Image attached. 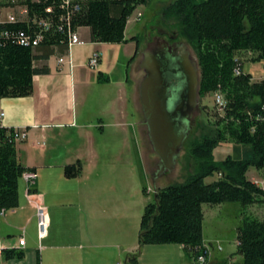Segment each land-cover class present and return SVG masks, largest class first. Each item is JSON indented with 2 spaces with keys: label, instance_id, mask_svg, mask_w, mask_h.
<instances>
[{
  "label": "trees",
  "instance_id": "obj_1",
  "mask_svg": "<svg viewBox=\"0 0 264 264\" xmlns=\"http://www.w3.org/2000/svg\"><path fill=\"white\" fill-rule=\"evenodd\" d=\"M149 0H74L77 11L63 6L62 0H22L30 15L50 17L55 25L44 32L35 46L20 44L18 34L27 33L24 23H6L0 30V98L26 97L33 90V76L45 74V65L37 67L36 60H46L55 47L67 48L66 35L55 28L62 14L71 26L87 27L89 39L96 43L126 42L124 31L128 17ZM164 19L176 20L177 34L196 56L199 66L198 96L219 92L225 99L223 109L209 123L210 129L193 140L187 156L194 170L183 182L157 188L140 218L137 242L143 245H181L194 259L202 253V205L239 202L243 207L264 202V189L246 178L250 167L264 169V78L252 82V76L242 70L238 52L256 54L254 61L264 60V0H175L163 10ZM136 39L137 45L139 40ZM132 39V38H131ZM38 53V54H37ZM131 57L130 61L134 59ZM240 69L238 75L234 74ZM101 81L102 74L97 72ZM104 80H107L104 79ZM231 140L249 145L251 159L230 156L216 161L213 151L218 143ZM23 167L17 160L12 128L0 126V208L12 210L18 206V180ZM64 175L75 178L81 163L63 168ZM214 174L217 179L205 183ZM237 253L240 264H264V219L244 217L237 229ZM139 250V249H138ZM138 251L127 255L129 264H137ZM5 259H22L20 249H4Z\"/></svg>",
  "mask_w": 264,
  "mask_h": 264
},
{
  "label": "crops",
  "instance_id": "obj_2",
  "mask_svg": "<svg viewBox=\"0 0 264 264\" xmlns=\"http://www.w3.org/2000/svg\"><path fill=\"white\" fill-rule=\"evenodd\" d=\"M77 31L83 44L72 45L69 49L55 47L48 59L35 61L37 67L45 65L48 72L33 76V90L29 96L0 98V111L4 113L2 127L27 130V138L15 143L16 157L23 167L37 173L32 190L40 196L49 221L46 237L39 240L35 209L26 198L27 184L20 177L18 206L4 210L0 215V264H113L114 246L109 242L114 238L110 225L114 216L106 208L105 201L99 206L101 211L98 214L87 208L99 204L96 186L106 188L108 184L100 177L95 179L96 186L87 182H91V175L96 173L100 160L107 155V152L103 156L98 151V137L110 131L123 145L131 127L133 131L140 130V115L143 113L138 89L144 75L138 83L135 82L139 66L133 60L130 63L135 67L129 76L120 74L112 80L102 55L104 51H115L119 46L133 45L131 57L137 56L140 41L137 45L133 39L137 35L127 37L124 31L126 42L96 43L90 41L87 27H79ZM93 52L101 54L96 70L87 66ZM59 58H63L62 63ZM98 71L102 74L101 81L97 78ZM77 161L82 166L80 174L75 178L66 177L64 166ZM51 204L59 207L55 216H51ZM60 206L74 207L79 214L73 209L68 213ZM69 221H74V225L81 223L69 230L66 228ZM96 223L101 229L96 228ZM120 234L124 235V232ZM21 236L23 246L18 243ZM146 246L151 247L145 249ZM135 247L129 245L122 252L127 251V257L135 252ZM11 248L22 250L24 257L5 259L2 250ZM182 249L181 245L175 244L145 245L137 264L143 262L142 255L147 252L146 264H161L160 260L162 264H179L176 261ZM173 253L174 258L169 256ZM184 256L192 264L186 252L181 253V264H189Z\"/></svg>",
  "mask_w": 264,
  "mask_h": 264
},
{
  "label": "rangeland",
  "instance_id": "obj_3",
  "mask_svg": "<svg viewBox=\"0 0 264 264\" xmlns=\"http://www.w3.org/2000/svg\"><path fill=\"white\" fill-rule=\"evenodd\" d=\"M174 1L149 0L145 4L137 5L128 17L125 29L126 36L131 37L137 35L140 41L138 51H136L138 54L133 59L138 63V66L143 60L141 52L146 46L145 35L149 33L151 37L155 36L156 29L173 33V35L175 34L177 40L181 42L189 56L194 57V52L188 43L177 34L176 20L172 17L168 19H164L163 17L164 8ZM200 1L195 0L196 3ZM138 12L140 13L139 19L137 18ZM132 50L133 45H126L119 46L115 51H104L102 55L103 62L112 80H115L120 74L123 76L124 74L126 76L130 75V72L135 67L130 63ZM236 57L242 63L243 72L251 74L252 82L260 81L264 78V60L254 61L253 59L256 58V54L247 51L238 52ZM137 59H139V62ZM138 75L135 81L137 83L140 77L144 75L140 66L138 67ZM213 94H207L202 99L198 97L197 114L193 125L188 130L186 138L183 139L184 142L179 155L174 160L172 168L166 169L161 173L158 170L159 158L155 154L149 140L148 130L143 124V117L141 115L140 130L136 132L131 127L128 138L123 145L121 141H118L116 136H112L110 131L106 132L104 136L97 138L96 145L98 151L103 156V153L107 152V155L104 159L100 160L98 169L95 171L96 173L91 175L90 181L94 184L91 182L87 183L96 186L95 179L100 177L102 182L107 183L108 186L106 188L96 186L95 192L97 194L96 198H98L96 201L99 204L87 208L92 209L95 214H98L101 211L99 206L102 201H105L106 208L114 216V222L110 223L114 231V238L109 242L114 246L113 264H116V262L129 264L126 257L127 251L122 252L129 245L136 246L135 252L138 251L137 258L140 257L144 247L143 245L139 248L137 244L140 218L145 205L153 200L154 191L157 188L167 187V185L172 183L183 182L185 177L193 172L194 162L187 156V149L193 140L198 139L202 134L209 131V123L220 112L213 102ZM131 110L134 113L132 107ZM110 154H113V157ZM213 156L216 161H221L227 156L236 160H243L251 159L252 152L249 145L237 144L228 140L218 143L213 151ZM245 176L248 180L260 185L264 189V169L258 170L250 167ZM216 179L217 175L214 174L213 176L205 178L204 182L211 183ZM58 208V206L51 204V216H55ZM60 209L66 210L68 213H71V209H73V212L79 214L77 210L75 211L74 207L60 206ZM202 212V238L205 241L204 244L207 246L209 253L205 264H240L242 257L236 250L237 229L241 225L244 217L253 216L264 219V202L249 205L246 208L239 202H224L216 205L203 204ZM54 221H56L55 218L53 219V225ZM80 223L74 225V221H69L66 224V228L73 230ZM82 226L85 229V224H82ZM96 228L101 229L100 224L96 223ZM122 231L124 235L120 234ZM146 247L145 249H148L151 246ZM77 248L78 245L76 246ZM184 252L187 253L183 249L181 252H177V263L181 264L183 262L181 253L184 254ZM147 256L148 252L144 256L142 255L143 262L141 264L147 263ZM169 256H173L174 258L175 254L173 253ZM110 260H112L111 257ZM184 260L190 264L186 256H184ZM160 263L162 264L161 260ZM138 264H140V261Z\"/></svg>",
  "mask_w": 264,
  "mask_h": 264
},
{
  "label": "water",
  "instance_id": "obj_4",
  "mask_svg": "<svg viewBox=\"0 0 264 264\" xmlns=\"http://www.w3.org/2000/svg\"><path fill=\"white\" fill-rule=\"evenodd\" d=\"M142 50L140 67L144 76L139 84V103L148 137L159 158L160 173L173 166L197 114L199 66L182 44L176 58L161 62L155 44ZM157 170V171H158Z\"/></svg>",
  "mask_w": 264,
  "mask_h": 264
},
{
  "label": "built area",
  "instance_id": "obj_5",
  "mask_svg": "<svg viewBox=\"0 0 264 264\" xmlns=\"http://www.w3.org/2000/svg\"><path fill=\"white\" fill-rule=\"evenodd\" d=\"M22 0H0V25H4L6 23H24L27 25V33H19V43L23 45H29L35 47L42 39L44 32L48 31L52 25H55L50 17H41L36 14L30 15L28 11V7L24 4H21ZM63 6L70 11H77L79 9L78 5L74 3V0H62ZM140 13H138L137 18L139 19ZM59 21L65 22L66 30L62 28L61 23H57L59 25L56 29L58 33H62L66 35V43L67 48L69 49L72 45H80L83 44L84 41L80 38L77 29L71 26L69 17L64 18L62 14L59 16ZM0 36H7V32L4 30H0ZM101 60V54L98 52H93L87 61V66L91 69L96 70ZM63 62V58H59V63ZM70 63V59H68ZM240 73V69L236 68L234 70V74L238 75ZM225 99L222 94L219 92H215L213 94V102L218 110H222L225 105ZM4 117V113L0 111V126H2V119ZM13 131V141L21 142L27 138V130L25 128H12ZM23 179L27 184L26 189V198L28 202L35 209V216L37 220V234L39 240L43 239L47 235L48 230V213L47 209L41 201L40 196L32 190L35 185L37 173L32 171H25L22 174ZM4 210H0V215H3ZM18 243L20 246L24 245L23 236L19 237ZM208 249L205 245L202 253L198 254V256L194 259V264H205L208 257ZM120 264V263H116Z\"/></svg>",
  "mask_w": 264,
  "mask_h": 264
},
{
  "label": "flooded vegetation",
  "instance_id": "obj_6",
  "mask_svg": "<svg viewBox=\"0 0 264 264\" xmlns=\"http://www.w3.org/2000/svg\"><path fill=\"white\" fill-rule=\"evenodd\" d=\"M155 36L151 37L149 33L146 36V45L148 43L155 44L154 50L157 52L161 62H171L176 58L177 49L181 42L177 40V36L173 33L164 31V30H155Z\"/></svg>",
  "mask_w": 264,
  "mask_h": 264
},
{
  "label": "bare ground",
  "instance_id": "obj_7",
  "mask_svg": "<svg viewBox=\"0 0 264 264\" xmlns=\"http://www.w3.org/2000/svg\"><path fill=\"white\" fill-rule=\"evenodd\" d=\"M28 171H32V170H28Z\"/></svg>",
  "mask_w": 264,
  "mask_h": 264
}]
</instances>
